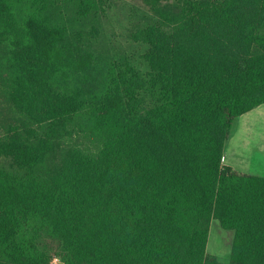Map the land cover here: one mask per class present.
Returning a JSON list of instances; mask_svg holds the SVG:
<instances>
[{
  "label": "trees",
  "instance_id": "obj_1",
  "mask_svg": "<svg viewBox=\"0 0 264 264\" xmlns=\"http://www.w3.org/2000/svg\"><path fill=\"white\" fill-rule=\"evenodd\" d=\"M142 1L146 73L97 67L104 1L0 0V264H52L39 229L62 264H222L213 221L264 264V177L223 165L264 104V0Z\"/></svg>",
  "mask_w": 264,
  "mask_h": 264
},
{
  "label": "rangeland",
  "instance_id": "obj_2",
  "mask_svg": "<svg viewBox=\"0 0 264 264\" xmlns=\"http://www.w3.org/2000/svg\"><path fill=\"white\" fill-rule=\"evenodd\" d=\"M102 1L105 2L102 4L104 7L96 13V21L92 22L85 32L88 45L95 55L97 67L103 69L112 60H117L120 56H127L137 68L146 73L144 55L148 48L136 40L134 35L137 31L135 27L138 22L145 23L143 19L146 14H149L148 9L142 0ZM241 117L249 120V112ZM241 117L234 120L232 134L237 129ZM249 133L252 134L254 140H264V127L259 126ZM67 143L69 146H84L86 141L75 134L74 137L68 139ZM35 239L41 249L51 254L53 257L52 264H62L57 241L46 236L41 229L35 235ZM233 240L234 232L222 229L219 222L213 221L206 248L207 255L217 259L222 264H230Z\"/></svg>",
  "mask_w": 264,
  "mask_h": 264
},
{
  "label": "crops",
  "instance_id": "obj_3",
  "mask_svg": "<svg viewBox=\"0 0 264 264\" xmlns=\"http://www.w3.org/2000/svg\"><path fill=\"white\" fill-rule=\"evenodd\" d=\"M264 104L249 112V120L241 117L232 134L223 158V165L264 177V140H254L249 132L264 126Z\"/></svg>",
  "mask_w": 264,
  "mask_h": 264
}]
</instances>
